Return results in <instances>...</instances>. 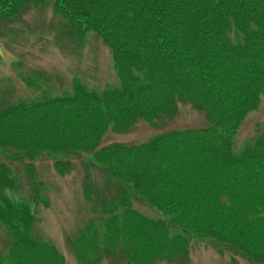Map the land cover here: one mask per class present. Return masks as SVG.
<instances>
[{"label":"trees","instance_id":"trees-1","mask_svg":"<svg viewBox=\"0 0 264 264\" xmlns=\"http://www.w3.org/2000/svg\"><path fill=\"white\" fill-rule=\"evenodd\" d=\"M43 1L0 0V15ZM54 2L73 29L95 30L111 48L121 84L102 93L81 87L72 97L1 109L0 147H16L15 158L34 154L43 135V152L89 155L170 213L182 230L236 242L249 257L263 259L264 140L249 159L236 157L230 147L264 93V0ZM44 102L59 105L58 120L39 121L41 113H34ZM187 102L203 109L206 125L167 127L132 146L103 140L107 130L126 133L139 120L160 128L158 117L176 116L179 104ZM5 172L0 165V219L13 241L8 251H0V264H40L32 257L43 251L55 260V246L32 235L31 208L5 194L11 187ZM223 198L226 203L218 200ZM244 205L249 207L245 213ZM197 214L211 222L203 233L189 220ZM140 218L137 212L126 215L132 231L143 235L135 240L136 250L148 246L146 259L137 261L186 256L180 235L171 237L161 220L148 230Z\"/></svg>","mask_w":264,"mask_h":264},{"label":"rangeland","instance_id":"rangeland-1","mask_svg":"<svg viewBox=\"0 0 264 264\" xmlns=\"http://www.w3.org/2000/svg\"><path fill=\"white\" fill-rule=\"evenodd\" d=\"M231 36L236 42L235 32ZM120 84L111 48L95 30L73 29L57 13L54 0L31 3L14 15H0V110L19 102L36 106L48 99L72 97L81 87L102 93ZM58 110V104L45 103L34 114L41 113L40 122L58 120ZM247 113L230 147L236 157L243 159L259 151L264 140V93ZM176 114L158 117L160 128L139 120L126 133L107 130L103 140L132 146L147 142L167 127L207 124L203 109L189 102L179 104ZM38 142V152L17 158L16 147H0V165L6 167L4 174L11 179L5 194L13 203L31 208L35 216L33 237L56 249L55 260L43 256L45 251L42 255L35 253L32 260L40 258V264H142L137 260L146 259L144 250L148 246L136 250L135 240L143 235L133 232L126 220L127 214L137 212L148 230L152 222L161 220L171 237L178 234L184 240L181 246L186 256L182 260L162 256L150 264H264V258L249 257L241 244L182 230L170 213L152 205L132 183L116 179L115 173L97 159L82 152H43V135ZM218 200L227 202L226 198ZM189 220L201 229L199 233L211 223L198 214ZM12 241L11 232L0 219V251H8Z\"/></svg>","mask_w":264,"mask_h":264}]
</instances>
